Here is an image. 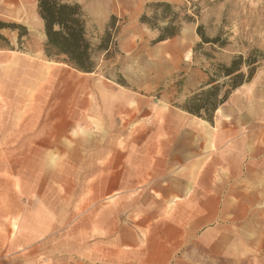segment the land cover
<instances>
[{
	"label": "rangeland",
	"instance_id": "1",
	"mask_svg": "<svg viewBox=\"0 0 264 264\" xmlns=\"http://www.w3.org/2000/svg\"><path fill=\"white\" fill-rule=\"evenodd\" d=\"M72 1L82 6L95 45L107 31L112 34L110 53L97 55L92 74L46 57L36 0H0V22L27 30L22 38L21 30L0 32L5 39H0V254L16 244L19 204L38 203L42 196L59 221L74 212L73 240L62 225L50 243L56 264H264V258L259 263L264 242L244 241L225 221L217 228L210 194L204 192L208 187L198 194L202 210L194 211L188 208L194 195L187 178L165 179L169 194L163 206L162 196L150 193L152 179H114L112 173L115 151L125 159L144 158L146 139L158 137L151 126L158 121L155 114L151 118V101L157 100L154 107L182 110L189 98L209 88L218 66L238 55L247 58L258 50L263 59L253 79L223 105L235 93L244 98L246 90L254 92L251 102L264 104V0ZM161 1L193 22H183L177 37L157 43L159 33L140 19L151 15V3ZM199 26L207 38L220 36L226 45L198 48ZM101 169L107 196L90 208L89 192L99 185ZM202 182L208 186L210 179ZM120 185L135 189L115 200L118 195L111 191ZM215 235L222 240L216 243Z\"/></svg>",
	"mask_w": 264,
	"mask_h": 264
},
{
	"label": "crops",
	"instance_id": "2",
	"mask_svg": "<svg viewBox=\"0 0 264 264\" xmlns=\"http://www.w3.org/2000/svg\"><path fill=\"white\" fill-rule=\"evenodd\" d=\"M253 93L252 90L243 91L241 94L245 97L242 99L235 97L240 92L231 96L227 104L217 110L212 124L179 109L154 107V101L157 100L151 101V118L154 119L155 114L158 120L151 126L156 127L158 137L146 139V148L140 151L145 153L144 158L130 156L125 159L123 152L115 151L112 161L114 179H152L147 184L151 186L150 193L162 196L161 203L164 206L168 204L165 201L169 194L165 179L187 178L192 181L188 192L194 195L193 206L188 208L202 210L198 194L201 195L203 188L208 187L204 192L210 194L217 228L219 222L225 221L226 228L235 236L240 234L244 241L264 242V104L251 102ZM219 114L231 120H220ZM209 164L210 168L205 169ZM97 172L99 185L91 187L89 192L96 201H92L90 208L107 196L105 189L100 186L106 172L104 169ZM203 178L210 179L208 186L203 185ZM133 189L135 187L131 185H120L111 192L118 195L115 198L118 200ZM29 195L25 193L28 199ZM42 198L39 197L38 203L27 201L26 204H19L17 210L21 211V218L17 220L16 233L12 234L16 244L13 249L0 254V264H56L53 257L57 252L53 253L50 243L59 233L58 226L64 225L66 237L69 234L73 240L74 212L71 211V215L61 222L55 217V209L49 206L47 200L44 199L45 204L41 203ZM30 210L35 211L32 216H29ZM99 224L98 218V232ZM9 234L11 236V232ZM98 239H104V235H98ZM213 240L217 243L222 238L215 235ZM260 250L263 253L259 256V263L264 258V245H259Z\"/></svg>",
	"mask_w": 264,
	"mask_h": 264
},
{
	"label": "trees",
	"instance_id": "3",
	"mask_svg": "<svg viewBox=\"0 0 264 264\" xmlns=\"http://www.w3.org/2000/svg\"><path fill=\"white\" fill-rule=\"evenodd\" d=\"M36 1L39 17L44 25L46 57L64 63L80 73H94L98 66L97 55L108 56L110 53L113 43L110 31H107L100 44L95 45L88 37V20L80 4L72 0ZM148 8L151 15L145 13L140 22L159 33L157 43L177 37L183 22H193V18L188 14L181 17L176 6L169 2H154ZM3 30H21L19 35L21 38L27 35L26 28L15 23L0 22V32ZM197 33L202 40V44L198 45V48H202L206 44L219 45L220 47L226 45L224 42L220 43V36L213 39L207 38L201 26L198 27ZM0 39L5 40L1 34ZM261 59H263V54L257 50L251 52L247 58L238 55L232 59L229 65L218 66L215 73L209 76V81L205 86L209 88H203L194 94L181 109L212 124L219 107L228 100L234 91L253 79ZM244 67L248 68L247 73L243 72ZM221 79L226 80L219 83Z\"/></svg>",
	"mask_w": 264,
	"mask_h": 264
}]
</instances>
